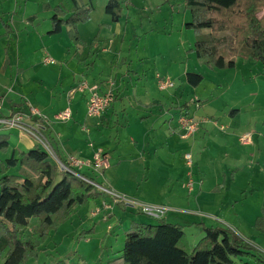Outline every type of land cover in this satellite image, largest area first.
Listing matches in <instances>:
<instances>
[{"label": "crops", "instance_id": "0c3cea01", "mask_svg": "<svg viewBox=\"0 0 264 264\" xmlns=\"http://www.w3.org/2000/svg\"><path fill=\"white\" fill-rule=\"evenodd\" d=\"M98 1L101 3L104 1L102 8L105 11L108 0H78L80 4L92 5L94 11H96L97 4H99ZM46 2L47 0L39 2L35 0H0V116L10 117L17 112H29L31 108L38 110L44 116V119L39 121L45 122L46 135L62 159L68 160L70 157H77L90 161L99 150L103 151L111 161L110 168L101 173L102 175L95 174L89 169H84L83 173L94 177L96 182L103 187L120 194H124L125 190L123 186H120V183H128L129 189L134 185L136 188L133 191L136 193H132V196L135 198L139 196V203L166 206L170 208V212L181 214L180 223L174 224L184 227L191 245L195 246L204 237L203 227L199 224H205V221L193 214L199 207L198 203L191 202V192L193 190L188 185L189 192L185 198H180L177 192L171 194L168 192L167 194L164 193V197H167L163 198L164 201H148V198L143 197L145 193L141 189L145 187L147 190V187L151 186L150 181L153 177V170L151 166L144 167V173H147V175L145 179H140L138 176L139 170L134 167L136 165L134 151L140 150L144 153L143 156L147 157H150V152H153V160L154 164H156L161 157H164L167 153H173L177 147V153L188 151L193 147L190 145L195 143L196 140L184 143L182 141L184 139L179 136L180 131L178 128V118L181 113L186 112L192 115L191 106L188 102L183 103L181 96L177 93H171L164 97H154L151 90L145 89V85L151 87L154 82L157 85L158 77L163 78V76L157 73L154 79L150 80L146 72L147 69H145V60L137 57L139 59L134 61L131 59L132 54L130 50L117 49L116 43L119 40L117 41L116 36L118 34L116 31L114 32V27L118 28L119 23H113L111 18H107V20L100 23L95 22V12L93 11L90 21L78 27L80 38L87 44V47L81 48L78 56H75L76 50L70 43L68 36L69 29L63 28L61 34L50 36L48 33L52 30V17L49 16L50 14L41 16L43 11H51L52 13L53 9L57 6L65 12L72 11V0H62L57 5ZM124 2L128 7L134 4L135 0ZM22 4L25 7H21ZM31 5H37V9H40V11L36 14L28 13L27 7ZM44 6L48 8H44ZM184 22L185 24L189 23L187 16ZM3 23H8L12 30L10 37L5 36ZM98 34L100 46L96 51V56L93 59H88L89 46ZM45 58L54 59L55 64L46 65L44 63ZM135 62L140 63L142 66L139 64L135 68ZM146 75L147 80L145 83H142L141 80H144V76ZM83 81H87L90 84H98L102 92L112 91L115 93L116 102L102 116L89 117L87 95L72 92ZM138 84L144 85L141 89H144L142 95L131 94L129 87L135 91L138 88ZM147 97L149 100L145 101L144 99ZM119 102L123 103L122 106L119 105ZM127 104L130 106L131 111L133 108L139 110L138 112L136 111V116L142 119L140 124L147 123L153 116L157 118L155 119L154 126L149 131L145 130V134L142 132L143 134H138V137L130 138L129 146L133 147V153L125 154L122 153L123 149L120 141L117 142L118 145L116 146L104 147V145L109 146L108 139L113 140L112 143L116 142L114 141L115 137L112 138L110 136L107 138L103 133L112 128L116 130L117 134H120L122 129L125 130L130 126V122L128 121L125 124H120L118 120H115L120 116V113L123 117H132ZM66 110L71 111V119L67 121L58 120V114ZM155 126L158 129H155ZM161 128L167 129V132L158 141L157 134ZM0 136H7L9 140V149L6 152L0 151V162H5L12 155L18 156L20 152H27L38 146V142L34 137L20 129L0 128ZM144 136L148 137V142L147 144L140 145V140L144 139ZM156 142H159L160 145L157 146ZM239 142L243 145L242 138L239 139ZM96 146H98L97 149L93 150ZM254 149L259 152L250 159L244 171L239 172V169L235 168L240 165L235 166L233 164L232 169H230L232 171L230 187L236 193L242 194L243 190H245L243 194H246L250 191L251 195L260 194L261 199H264V180H260V177L254 178L253 175L245 174L247 170L253 168V165L261 166L264 164V154L260 145L256 144ZM176 152L174 153L176 154ZM185 155L188 156L189 154L185 153ZM153 160H150L151 163H153ZM145 161L147 162V160ZM128 172L133 176H128ZM16 173L17 169L10 170V174ZM191 173H187L188 178L191 176ZM199 177L198 179H200ZM133 179H136L137 182H134ZM222 189L217 185L214 190L220 192ZM201 190V186L198 187V194L195 196L196 201L199 199ZM159 199H162V197ZM87 207L88 204L85 207L78 208L71 220L78 219L77 221L80 223L88 221L85 217ZM137 207L123 209L126 213H130V215L124 214L128 216L126 219L129 222L117 221L120 230L114 232V229L109 225L103 239H96L99 258L102 257L99 262L103 263L104 261L106 264H118L116 260L120 258L125 244V237H121V232L123 231V235H126L127 232L132 230L134 225H146V221L143 220L144 216L141 215L144 214L143 210ZM117 208H114L110 213L108 212L109 214H105L107 216L104 215L107 222L114 219ZM263 209L264 205H259L253 212V217L248 228L249 234L245 237L256 246L264 258V233L253 231L256 219L262 215ZM83 213V216H79ZM137 214L140 215L136 216ZM76 216H79V218H75ZM165 220L168 221L167 216ZM218 220L222 223L217 225L218 227H230L239 233L235 227L227 225L221 219ZM97 225L95 224L92 230L91 238H96ZM206 226L214 227L211 225ZM46 247L44 245L42 251L47 249ZM41 258L40 260H32L30 262L35 261L39 263V261H42ZM86 258V262H91L88 256ZM194 264H207L206 255H198Z\"/></svg>", "mask_w": 264, "mask_h": 264}, {"label": "rangeland", "instance_id": "374dc122", "mask_svg": "<svg viewBox=\"0 0 264 264\" xmlns=\"http://www.w3.org/2000/svg\"><path fill=\"white\" fill-rule=\"evenodd\" d=\"M35 1L39 2L41 0ZM60 1L62 0H47L46 3L57 5ZM130 1L132 2L133 0ZM184 2V0H135V3L128 7L125 3L124 15L118 22L119 27H114V32L116 31L118 34L116 36L117 41L119 40L116 43L117 49L130 50L131 59L134 61L139 58L145 60V69H147L146 72L150 80H153L154 76L160 73L164 79L170 80L174 84V88L166 91H160L155 82L151 87L145 85V89L151 90L154 97H164L171 93L179 94L183 103L188 102L191 106L192 115H190L198 121H206L201 123L197 132L193 135L195 137L192 136L193 138L190 137L191 139L188 138L189 140H182L184 143L196 140L195 143L190 145L193 147L188 151L177 153V147L173 153L170 152L161 157L156 164H154L153 152H150V157H147L143 156L144 153L140 150L134 151L136 155V165L134 167L138 168L140 179H145L147 175V173H144V167L151 166L153 170V177L150 181L151 186L147 187V190L145 187L141 189L145 193L143 197L148 198V201H164L163 198H167L164 197V193L167 194L168 192L170 194L177 192L180 198H185L189 192L187 186L192 180L191 202L199 204L198 209L193 214L201 217L206 225L214 227L222 224L218 220L221 219L247 237L249 234L248 228L253 217L252 214L257 206L264 205V199H261L260 194L251 195L250 191L246 194H243L245 190H243L242 194L236 193L230 187V179L232 178L230 169L235 164V166L240 165L235 169H239V172L244 171L250 159L259 152L254 149L256 144L260 145L264 154V66L253 58L246 59L242 57L235 59L236 67L234 69H210L206 65H202L197 60V57L192 55L194 53L189 52L194 47L197 35L194 31L186 28L185 17L187 16L188 22H190L191 14L186 10ZM98 3L94 12L95 22L100 23L107 20V18L110 19V17L102 8L104 1L102 3L98 1ZM19 4L21 5V3ZM21 7H25V5L22 4ZM38 11L40 9H37V5L27 7L28 13L36 14ZM42 15L52 17L54 11L52 13L51 11H43ZM207 33V31H204V36ZM123 40L124 42H122ZM222 54L226 55V50H223ZM139 64L135 62V68ZM187 73L202 75L204 80L201 85L197 88L188 85L186 82ZM147 75L144 76V80H141L142 83L147 80ZM142 86L144 85L138 84V88L135 91L129 87L130 93L137 96L142 95L144 90H141ZM144 100L148 101L149 98L147 97ZM122 104L119 102L120 106ZM128 108L132 117H123L120 113V116L115 120H118L120 124H125L128 121L130 126L125 130L122 129L120 134H117L116 130L112 128L103 133L107 138L110 136L112 138L115 137L114 141L116 142L112 143L113 140L108 139L109 141L107 140V142L110 144L109 146L104 145V147L116 146L118 145L117 142L120 141L123 149L122 153L125 154L133 153V147L129 146L130 138L138 137V134H145V130L149 131L154 126L157 118L153 116L147 123L140 124L142 119L136 116L139 110L133 108L131 111L129 105ZM155 129H158V127L155 126ZM166 132L167 129L165 128H161L158 131V141L163 138L162 136ZM247 134L251 142L249 144L242 142V145L239 139L244 138ZM147 140L148 137L144 136V139L140 140V145L147 144ZM156 145L159 146L160 143L156 142ZM97 147H94L93 150H96ZM185 153L189 154L190 160L187 159ZM150 160H153V163ZM189 161L190 165L188 164ZM129 172L127 175L133 176ZM187 173H191L189 178ZM245 174L253 175L254 178L260 177V180L263 181L264 164L261 166L253 165V168L247 170ZM86 175L92 177L89 174ZM133 180L137 182L136 179ZM98 185L103 189H107L100 184ZM217 185L223 188L222 191L214 190ZM120 186L125 188L124 194L117 193V195L124 196L138 205H144L138 202L140 201L138 200L139 196H136V198L132 196V193H136L133 191L136 186L132 185L130 189L128 188V183H120ZM200 186L202 189L201 194L196 201L195 196L198 194L197 190ZM160 197L162 199H159ZM95 202L88 203L85 211V217L88 221L80 223L77 221L78 219H73L65 223L57 232L51 233L44 244L47 246V249L44 250L46 252L42 251V255H40L42 258L39 257L37 259L40 260L41 258L42 261H39V263L35 262L36 260L33 262L29 261L30 263L27 264H55L59 261H63L66 264H106L104 261L103 263L99 262L102 257L99 258L96 239H103L109 225L114 229V232L120 230L117 221L127 222L128 219L126 218L128 216L126 215H130V213H126L123 210L128 208L126 205L114 204L113 199L108 195L98 199L96 204ZM103 202H107L112 206V209L108 211L109 213L118 207L115 210L114 219L109 220V222L104 218V215L92 216L95 207H100ZM125 213L126 215H124ZM174 214L176 212L171 211L168 213L167 222L180 223L181 214ZM83 215L84 213L79 216ZM139 215L137 214L136 216ZM141 215L144 216L143 220L146 221V225H155L159 222V220L148 215ZM79 216L75 218H79ZM37 224L38 221H33V225ZM95 224H98L97 235L96 238H91ZM253 231L255 232L254 229ZM123 233L122 231L121 237H125ZM6 254L7 251L0 254V264L4 263ZM87 256L91 262H86ZM235 262L237 264H259L255 260L248 262L245 258H236Z\"/></svg>", "mask_w": 264, "mask_h": 264}, {"label": "trees", "instance_id": "16d2710c", "mask_svg": "<svg viewBox=\"0 0 264 264\" xmlns=\"http://www.w3.org/2000/svg\"><path fill=\"white\" fill-rule=\"evenodd\" d=\"M72 2L70 12L59 6L53 9L52 30L48 35H59L63 28L69 29V40L78 56L79 50L87 47L78 27L90 21L94 7L78 0ZM124 4V0H108L105 13L113 23L122 19ZM185 7L191 14L186 28L197 35L189 52L202 65L210 69H234L235 59L242 57L253 58L264 66V0H185ZM3 26L5 36L10 37V26L8 23ZM204 31L208 32L205 36ZM99 46L98 34L89 46L88 59L96 56ZM223 50L226 55L222 54ZM203 80L200 74H186L191 87H199ZM8 149V137L0 136V151ZM11 169H17V173L10 174ZM0 174V254L7 251L3 264H27L39 259L51 233L70 221L79 207L106 195L60 169L39 144L0 162ZM88 178L97 183L93 177ZM33 221L38 224L33 225ZM199 225L203 227L204 237L195 246L191 245L183 226L169 223L165 218L155 225H134L125 235L118 264H194L200 254L206 255L207 264H237L236 258L264 264L256 246L235 229ZM254 230L264 233V209L256 219Z\"/></svg>", "mask_w": 264, "mask_h": 264}, {"label": "built area", "instance_id": "2783aa9c", "mask_svg": "<svg viewBox=\"0 0 264 264\" xmlns=\"http://www.w3.org/2000/svg\"><path fill=\"white\" fill-rule=\"evenodd\" d=\"M44 63L46 65H53L55 64V60L52 58H45ZM157 86L160 91H166L168 89L174 88L173 82L162 77H158ZM72 92L87 95V111L89 117L102 116V114H104L115 102V94L112 91L102 92L101 87L98 84H90L87 81H83L82 83H80L72 90ZM71 117V111L66 110L58 114L57 119L61 121H67L71 119ZM41 119L43 120L44 116L38 110L31 108L29 112H17L10 117L0 116V128L20 129L30 134L37 140L38 144L46 151L51 160L55 164H57L60 169L71 172L72 174H74V176L99 188L106 195L113 199L114 204H123L127 207L138 206L143 210V213L145 215H148L157 220L164 219L168 215V213L170 212V208L166 206H150L146 204L142 206L138 205L135 202L128 200L124 196L121 197L115 192H111L108 189L101 188L97 183L91 181L86 175H84V169H89L96 174H101L102 172L110 168V159L101 150H99L95 154L94 158L90 161L77 157H70L66 163L62 162L58 157L48 136L46 135L45 122L39 121ZM202 122L206 121H198L186 112L181 113L178 118V128L181 138L186 140L192 137L197 132ZM242 142L244 144H249L251 142L248 134L244 138H242ZM187 159L190 160L189 155L187 156ZM188 164H191L190 161L188 162ZM189 187L190 189H192V182L189 183ZM111 209L112 206H110L107 202H103L100 207H95L92 212V216L97 217L100 215H105Z\"/></svg>", "mask_w": 264, "mask_h": 264}]
</instances>
